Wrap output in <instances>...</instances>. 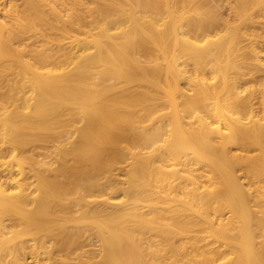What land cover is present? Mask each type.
Here are the masks:
<instances>
[{"label": "bare ground", "instance_id": "6f19581e", "mask_svg": "<svg viewBox=\"0 0 264 264\" xmlns=\"http://www.w3.org/2000/svg\"><path fill=\"white\" fill-rule=\"evenodd\" d=\"M187 1L0 0V119L27 117L40 121L36 128L56 122L59 128L47 138L51 143L1 133L0 153L6 143L13 152L36 139L44 151L26 157L33 180L23 177V168L0 180V264H264V210L256 221L243 202L264 198V97L242 117L234 94L240 81L228 79L221 65L227 39L219 32L227 31L228 20L216 37L205 34L195 43L152 17L162 5L168 16L184 18L187 29L208 31L207 12L199 8L189 18ZM179 44L196 47L189 56L220 74L227 91L221 102L215 87L193 78L203 85L193 91L213 99L210 106L202 102L208 116L177 101L189 87L153 75L164 68L186 78L176 62ZM161 88L169 101L153 95ZM251 147L258 153L248 154ZM237 170L255 180H239ZM159 198L165 206L142 202ZM175 199L198 213L219 200L239 205H229L225 220L205 217L206 228L160 226L161 210L169 212ZM144 207L153 225L145 222Z\"/></svg>", "mask_w": 264, "mask_h": 264}, {"label": "rangeland", "instance_id": "374dc122", "mask_svg": "<svg viewBox=\"0 0 264 264\" xmlns=\"http://www.w3.org/2000/svg\"><path fill=\"white\" fill-rule=\"evenodd\" d=\"M228 7L231 9H229ZM184 8V14L189 18L196 17L199 8L200 11L203 12V16L204 12H207L205 19H207V21L211 23L209 30L202 33L201 29L197 27L187 29L186 20L184 18H172L168 16L165 11V7H163L162 5L157 8V11L155 12V14L152 15V17L157 20V23L161 24L160 26H164V29H170V27H175V29L179 33H184L183 35L185 37H188L190 41L195 43H201L198 41V39H202L205 34H208V36L211 38L216 37V33L219 32V28L223 27L224 25L222 21H229L227 31L219 32V34L223 35L224 40L227 39L226 45H224L226 48V52L222 56L223 61L221 65L226 68L225 74L228 79L233 80L236 78L237 81H240L238 84H236L237 87L234 90V94L236 95V98H238L241 109L240 113L242 117H248L245 115V112H249L250 107H252L251 109H253L261 105L260 99L262 100V98L264 97V67H261V65L259 64V60L263 62L264 59L258 58L255 53V51L259 52L260 54L264 53V41H260L264 37V0H188L185 3ZM196 10L198 11L196 12ZM233 10H236L237 12L234 13ZM1 13L2 12H0V14ZM0 17L2 18V15ZM199 17L201 18V16ZM160 22L165 23L162 24ZM248 37H252L257 41H248ZM175 47V51L179 53V55L176 57V62H178L179 66L183 68V70L185 71L186 78L188 79L180 78L176 75L171 74L170 72L168 74L164 68L161 69V71L159 72H153V75L155 78H158L161 81H164L165 78L168 77L171 78L173 82H179L181 86H184V88L189 87L190 91H188V94L185 97L178 96L177 101H179L180 103L182 101L188 102L190 105V109L191 111H193L194 115L208 116L209 114L205 111V108L202 107V102H206L207 106H210L213 99H201L202 92H200L199 94L193 91V89L195 90L200 87H203L200 81L194 80L193 78H204V83L207 87H215V92L222 102V99L227 95V91L220 85V74L212 72V67L210 65L204 66L203 68L197 67L194 60L189 56L192 53L191 50L196 48L193 45L188 44V47H184L179 44ZM170 59V55H167L166 58L163 57L161 60H159L162 65L165 66L167 62L171 61ZM227 60H229L230 63L234 62L239 65L243 63L246 65L248 64V67H243L238 71V68H234L228 65L226 63ZM237 72H242L244 74H241L240 77L239 73ZM0 80H3V78L0 77ZM2 88H4L5 93L9 91V88L4 83L2 85ZM29 94L32 95V90L30 88H26L25 95ZM155 94L158 95V97L160 98L162 97L163 100L169 101L167 95H164L162 88L158 92L154 91L153 95ZM262 102L264 103V99L262 100ZM0 104L3 103H1L0 101ZM235 115L237 114H234V116ZM26 118L27 117L10 120V123L6 120L0 119V137L1 133H4V131H16L23 135L35 134L40 136V139H49L51 136H53L55 131L59 129L56 127L58 126L57 122L52 124L53 128H49V126L36 128L34 124H37L40 121L33 118ZM207 121L210 122L212 126L219 125L218 122H214L209 118L207 119ZM243 122L247 123L248 121L244 118ZM197 123L198 121L195 118V120H192L191 126H196ZM259 133L264 134V127H260ZM211 136L214 146L219 145L220 138L214 136L213 134ZM48 139L46 141L51 143V141ZM1 140L2 139H0V141ZM39 141V139L25 141L24 144L18 145V150H14V153L11 152L10 149H8L10 148L8 143L4 144L6 146V149L4 148V150H2L3 152L1 151V153L3 154L0 153V180H10L11 177H17V171L22 168L25 171L23 177L26 180H33V171L31 170V164L29 161H27L26 157L31 154L32 156H30L32 158H36V152L38 151L39 153L40 150H43L40 149L38 146H35L40 143ZM230 145L232 144H228L227 146ZM232 148L234 147H230V149ZM251 148L253 150H251V152H249L248 154L255 155V153H258V151H256L257 149L254 150V147ZM23 151H25L26 153ZM32 153H34V156ZM46 158L48 157H45L44 159ZM235 173L236 178H238L239 180H244L247 182L248 180H255L247 177L246 174L241 170H237ZM199 180H207V178L201 177ZM161 201L162 198L154 200L151 199L142 202L145 205L148 202H158L160 205L165 206L164 204L166 203ZM184 201L186 200H172L168 204V206H170L169 212L161 210L160 214L163 219H157V221L162 224L160 226H164L165 223L168 224V226L170 227H177L178 224H182V222H187L189 226H192V224L195 223V226L197 227L206 228V226L209 224L204 223L205 217L214 218L215 220L222 218L223 220H225L226 217H228L230 215V212L232 211L229 205H239L237 204L239 202V200L237 199H230L229 201L219 200L212 204L206 205L205 207H203V209H200L203 211V213H198L195 211V209H198V207L194 206V208H191L189 202ZM196 201L197 200H194L193 202L196 203ZM243 202L248 206L250 214L254 216V219L257 221L258 217L262 216V211L264 210V198H258L254 196L249 197L247 199H243ZM142 212V215H144L146 219L145 222L152 223L151 225H153V222L151 220V217L153 215L151 213V209L149 207H144ZM182 226L185 225L182 224ZM258 231L259 230L257 229L255 231L257 234V236H255V241L257 244H259V242L261 241V237L258 235ZM27 264L32 263L27 262ZM141 264L155 263L143 262Z\"/></svg>", "mask_w": 264, "mask_h": 264}]
</instances>
